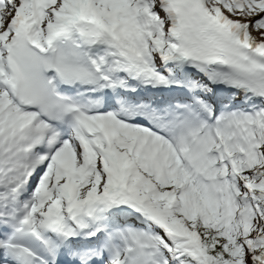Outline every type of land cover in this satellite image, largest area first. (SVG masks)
I'll return each instance as SVG.
<instances>
[{"label": "snow or ice", "instance_id": "6c2138e0", "mask_svg": "<svg viewBox=\"0 0 264 264\" xmlns=\"http://www.w3.org/2000/svg\"><path fill=\"white\" fill-rule=\"evenodd\" d=\"M0 264H264V0H0Z\"/></svg>", "mask_w": 264, "mask_h": 264}]
</instances>
